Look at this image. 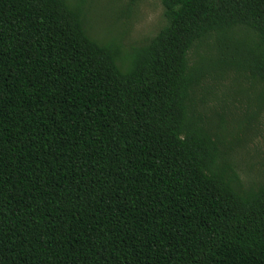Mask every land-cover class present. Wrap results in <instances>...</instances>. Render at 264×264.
Listing matches in <instances>:
<instances>
[{
	"label": "trees",
	"instance_id": "obj_1",
	"mask_svg": "<svg viewBox=\"0 0 264 264\" xmlns=\"http://www.w3.org/2000/svg\"><path fill=\"white\" fill-rule=\"evenodd\" d=\"M87 1L0 0V264H264V183L193 101L232 76L259 111L264 0H160L124 57L88 36Z\"/></svg>",
	"mask_w": 264,
	"mask_h": 264
},
{
	"label": "rangeland",
	"instance_id": "obj_2",
	"mask_svg": "<svg viewBox=\"0 0 264 264\" xmlns=\"http://www.w3.org/2000/svg\"><path fill=\"white\" fill-rule=\"evenodd\" d=\"M84 21L90 38L99 43L116 41L122 57L144 45L166 24L160 0H140L130 8L127 0H88ZM245 33L239 28L235 35L242 37ZM210 53L205 44L198 43L188 52V64L192 66ZM253 99V86L232 76L223 81L206 80L193 96L206 128L219 133L216 126L220 119L224 121L221 150L228 153L245 188L264 183V102L251 117Z\"/></svg>",
	"mask_w": 264,
	"mask_h": 264
}]
</instances>
